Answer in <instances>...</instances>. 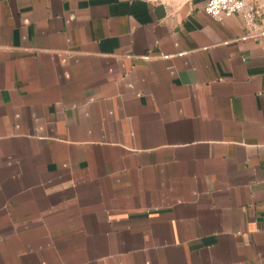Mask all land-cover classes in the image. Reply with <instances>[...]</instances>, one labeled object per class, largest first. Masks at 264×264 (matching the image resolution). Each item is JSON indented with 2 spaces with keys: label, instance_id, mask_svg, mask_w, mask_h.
Masks as SVG:
<instances>
[{
  "label": "crops",
  "instance_id": "1",
  "mask_svg": "<svg viewBox=\"0 0 264 264\" xmlns=\"http://www.w3.org/2000/svg\"><path fill=\"white\" fill-rule=\"evenodd\" d=\"M206 2L0 0V264H264V37Z\"/></svg>",
  "mask_w": 264,
  "mask_h": 264
},
{
  "label": "built area",
  "instance_id": "2",
  "mask_svg": "<svg viewBox=\"0 0 264 264\" xmlns=\"http://www.w3.org/2000/svg\"><path fill=\"white\" fill-rule=\"evenodd\" d=\"M204 12L216 22L239 15L250 37H264L263 6L255 0H207ZM167 58V56H163Z\"/></svg>",
  "mask_w": 264,
  "mask_h": 264
},
{
  "label": "water",
  "instance_id": "3",
  "mask_svg": "<svg viewBox=\"0 0 264 264\" xmlns=\"http://www.w3.org/2000/svg\"><path fill=\"white\" fill-rule=\"evenodd\" d=\"M264 2V0H262Z\"/></svg>",
  "mask_w": 264,
  "mask_h": 264
}]
</instances>
